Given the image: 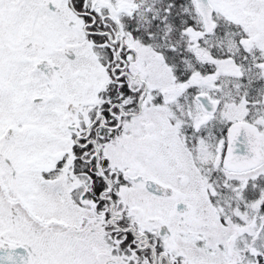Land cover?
Listing matches in <instances>:
<instances>
[{
  "label": "snow or ice",
  "instance_id": "6c2138e0",
  "mask_svg": "<svg viewBox=\"0 0 264 264\" xmlns=\"http://www.w3.org/2000/svg\"><path fill=\"white\" fill-rule=\"evenodd\" d=\"M0 264H264V0H0Z\"/></svg>",
  "mask_w": 264,
  "mask_h": 264
}]
</instances>
